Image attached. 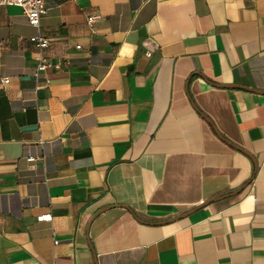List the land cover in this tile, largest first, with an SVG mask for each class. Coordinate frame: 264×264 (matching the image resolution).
<instances>
[{
  "label": "crops",
  "instance_id": "crops-1",
  "mask_svg": "<svg viewBox=\"0 0 264 264\" xmlns=\"http://www.w3.org/2000/svg\"><path fill=\"white\" fill-rule=\"evenodd\" d=\"M44 4L0 6V264H264V0Z\"/></svg>",
  "mask_w": 264,
  "mask_h": 264
},
{
  "label": "built area",
  "instance_id": "built-area-1",
  "mask_svg": "<svg viewBox=\"0 0 264 264\" xmlns=\"http://www.w3.org/2000/svg\"><path fill=\"white\" fill-rule=\"evenodd\" d=\"M1 5H14L18 6L22 9V12L27 17L29 25L33 26L34 28H38L40 26V21L42 16L46 13V7L44 4V0H0ZM100 18L99 14H93L87 17V22L92 24L96 20ZM30 41L39 49H43L48 46L49 40L39 33H36L30 36ZM149 40L145 41L144 44L146 45ZM150 52H147V55L150 56ZM51 64L45 62L44 60H40L37 65V71L45 70L46 68L50 67ZM4 83L8 82V78H3L2 80ZM29 161H32L33 158L29 157ZM52 216L50 213L40 214L37 216L36 220L41 221H51Z\"/></svg>",
  "mask_w": 264,
  "mask_h": 264
}]
</instances>
